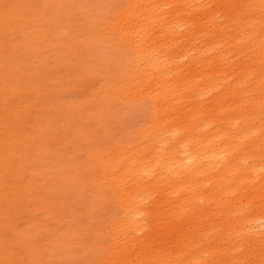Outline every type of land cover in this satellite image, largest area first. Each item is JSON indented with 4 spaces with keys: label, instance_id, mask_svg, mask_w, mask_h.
Instances as JSON below:
<instances>
[{
    "label": "bare ground",
    "instance_id": "bare-ground-1",
    "mask_svg": "<svg viewBox=\"0 0 264 264\" xmlns=\"http://www.w3.org/2000/svg\"><path fill=\"white\" fill-rule=\"evenodd\" d=\"M129 2L111 16L94 0H0V264H264L250 244L264 242V107L256 125L239 97L264 78V0ZM107 56L160 115L140 141L70 164L69 198L55 155L83 108L53 71L97 76ZM89 187L124 212L77 236Z\"/></svg>",
    "mask_w": 264,
    "mask_h": 264
},
{
    "label": "rangeland",
    "instance_id": "rangeland-1",
    "mask_svg": "<svg viewBox=\"0 0 264 264\" xmlns=\"http://www.w3.org/2000/svg\"><path fill=\"white\" fill-rule=\"evenodd\" d=\"M126 2L128 4L130 3L129 0H115V3L112 5L110 0H94L95 4L103 3V12L111 16H116L115 13H117V10L119 12L121 5L127 4ZM76 11L78 12V10ZM76 15H79V12ZM110 57L107 56L105 60L107 70L97 76L87 74L76 77L74 72L73 74L69 73V69L64 66L53 71L54 75L59 76L57 84L64 89L62 92H66L65 94L69 99H75L77 101V109L80 107L83 108L77 115L76 112L73 115L70 114V128H73L74 131L76 129L80 130V135L76 138L73 135L68 136L69 140L67 144L65 146H59L63 152L55 155V162L58 164L59 172L67 182L65 184H68L69 198L73 194V187L71 186L73 182L69 183V180H73L69 178L70 170L68 166L70 164L76 167L74 171L76 174H79L78 165L83 162L93 161L92 157L94 155L92 154L96 151L108 152L112 148H122L136 141H140L141 138L143 139V133H146L154 127L160 115L159 110L154 107L155 102L144 100L142 97H131L136 90L132 75L120 73L121 69L117 65H114L115 63ZM101 66H103V63H101ZM48 74L51 77V74ZM123 81L127 85L125 89L120 88V84ZM263 86L264 78L252 83L251 87L253 89L249 91H245L247 87L243 85L239 86L240 90L243 91L241 94L243 97L241 95L239 96L241 98L240 101L243 102V112L246 116L251 117V121H255L256 125L259 124L258 114H260L261 107H264V101L259 98ZM101 88H106L108 93L113 95V103H106L105 99L100 101L98 99L94 100ZM18 97L19 100L24 101L26 104L34 103L37 100L33 95H25L22 93ZM32 111L36 112V109ZM94 112L97 113L94 114ZM49 114L53 115L52 112ZM262 117L264 121V113ZM31 119L33 120V117ZM62 132L68 134L63 129ZM25 133L27 134V132ZM60 133L61 131H59ZM82 138H85L84 142ZM8 144H10V141L6 139L3 145H1L0 150L5 151ZM42 180L50 181L49 178H42ZM43 184L45 185V183ZM78 194L80 196V202L77 205L79 215L74 221V229H70L74 235L78 236L83 233L87 224L89 228L95 226L93 231L96 232L105 219L118 216L124 212L116 205L113 199L107 197L106 193L102 194L100 192L96 198L93 194L92 187L86 188V190L80 191ZM95 198L96 200H94ZM5 201L6 199L0 189V202L4 203ZM98 202L102 204V209L97 207ZM68 215L67 209L64 217H68ZM66 237L70 236L68 235ZM106 239H108L107 236ZM250 244L253 246L252 249L256 251L264 250V242L258 239L252 238ZM93 257L91 254L85 256L76 255L74 258L57 257L53 263L90 264ZM98 258L100 259L101 256ZM102 260H99V262Z\"/></svg>",
    "mask_w": 264,
    "mask_h": 264
}]
</instances>
